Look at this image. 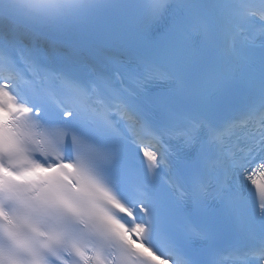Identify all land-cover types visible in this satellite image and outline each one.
<instances>
[{
	"label": "snow or ice",
	"instance_id": "snow-or-ice-1",
	"mask_svg": "<svg viewBox=\"0 0 264 264\" xmlns=\"http://www.w3.org/2000/svg\"><path fill=\"white\" fill-rule=\"evenodd\" d=\"M97 162L81 264H264V0H0V200L74 207Z\"/></svg>",
	"mask_w": 264,
	"mask_h": 264
},
{
	"label": "clouds",
	"instance_id": "clouds-1",
	"mask_svg": "<svg viewBox=\"0 0 264 264\" xmlns=\"http://www.w3.org/2000/svg\"><path fill=\"white\" fill-rule=\"evenodd\" d=\"M66 167L69 172L73 171ZM86 176L87 190L75 195L74 207L26 209L16 201L0 200V245L7 243L3 230L7 215L23 220L25 234L33 241L35 254L18 249L20 264H81L77 248L95 244L119 216L101 177L100 163L89 165Z\"/></svg>",
	"mask_w": 264,
	"mask_h": 264
}]
</instances>
